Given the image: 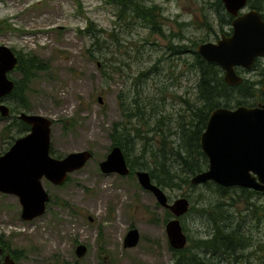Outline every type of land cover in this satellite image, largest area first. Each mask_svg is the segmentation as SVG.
<instances>
[{
  "label": "rangeland",
  "instance_id": "obj_1",
  "mask_svg": "<svg viewBox=\"0 0 264 264\" xmlns=\"http://www.w3.org/2000/svg\"><path fill=\"white\" fill-rule=\"evenodd\" d=\"M209 1L144 0L160 6L161 26L165 29L162 36L149 34L140 22L121 20L116 16L117 8L106 0L0 1V21L10 27L0 28V45L30 49L50 64L30 87L31 108L25 113L52 119L53 156L60 158L82 149L94 153L62 184L41 178L50 197L68 200L72 210L52 204L41 216L25 221L20 217L18 197L0 192V236L11 249L21 250L17 264H189L185 259L178 261L180 254H173L169 248L165 208L136 179L101 173L98 162L110 149L109 128L122 117L121 107L134 111L139 106L142 118L149 124L162 114L167 117L166 122H172L185 112L183 99L193 97L197 90L192 44L209 41L212 27H217L221 17L224 22L228 16L224 4L226 12L221 13ZM90 22L95 27L94 36L78 31ZM99 28L105 31L99 32ZM181 44L187 45L188 50L177 54L172 48ZM10 75L15 78L18 73ZM242 90L246 91L245 85L229 94L225 92L222 98L234 106L242 97ZM253 92L261 96L260 92ZM245 94L246 102L253 99ZM6 103L11 106L8 100ZM12 114L22 121L18 113ZM61 119H73L75 128L65 129ZM8 121L11 118L0 120V154L10 146L6 139L12 141L1 130ZM135 140L140 144L144 139L141 136ZM137 148L136 145L135 154ZM164 190L170 198L188 194L192 206H206L216 216L210 207L221 206L229 229L252 237L249 246L237 247L240 256L236 260H219L198 250L207 263L200 260L190 264H264V216L259 220L251 216L237 188H231L229 196L222 198L206 184ZM248 198L264 207L263 192L248 194ZM182 222L188 239L191 238L183 247L184 253L190 255L196 250L193 240L211 235V220L208 214L192 209ZM131 227L138 229L140 239L137 245L124 247L123 238ZM78 243L88 247L81 258L75 254ZM2 252L9 253L3 248Z\"/></svg>",
  "mask_w": 264,
  "mask_h": 264
},
{
  "label": "water",
  "instance_id": "obj_2",
  "mask_svg": "<svg viewBox=\"0 0 264 264\" xmlns=\"http://www.w3.org/2000/svg\"><path fill=\"white\" fill-rule=\"evenodd\" d=\"M227 12L235 15L247 0H222ZM230 36L221 35L216 42H203L197 52L206 60L213 61L225 70V80L237 84L242 78L235 73L234 65L249 68L255 58L264 55V20L261 13L249 9L233 18ZM17 64L12 48L0 45V98L14 87L8 73ZM264 91V78L261 85ZM102 101L99 97V101ZM100 101V102H101ZM0 115H9V107L0 102ZM18 118L29 124V131L17 137L0 155V192L14 194L21 205L20 217L31 220L43 214L49 194L41 178L53 184H62L67 175L85 165L92 153L88 149L72 151L61 158L50 154V125L52 120L37 114L21 111ZM201 150L208 158V168L190 178L192 184L212 180L222 186H243L264 192V103L255 107L237 106L234 109L218 107L210 111L200 135ZM104 173L127 175L129 168L122 149L111 146L105 158L99 162ZM140 186L152 192L156 201L173 215L165 224L168 242L172 248H183L186 235L179 217L186 213L189 201L186 197L168 202L165 191L156 185L145 169H137ZM139 241V231L130 228L123 240L124 247H133ZM87 247L80 243L75 254L81 257ZM0 264H16L9 253L1 257Z\"/></svg>",
  "mask_w": 264,
  "mask_h": 264
},
{
  "label": "trees",
  "instance_id": "obj_3",
  "mask_svg": "<svg viewBox=\"0 0 264 264\" xmlns=\"http://www.w3.org/2000/svg\"><path fill=\"white\" fill-rule=\"evenodd\" d=\"M106 1L117 7V16L122 20H126V23H129V20L140 21L141 14L144 11L154 12L156 8V5L147 6L144 0ZM209 2H214L216 12H226L221 0H210ZM248 5L250 8H255L262 13L264 12V0H248ZM126 16L128 19L125 18ZM221 19H224V17H221ZM2 24H4V21H0V27ZM97 30L99 32L105 31L102 28ZM80 32L94 36L95 27H93L90 22L89 25L83 30H80ZM111 35L115 38L114 33H111ZM195 45L196 42H193L192 46ZM172 49H174L173 51L177 54H182L188 50V46L181 44L176 47L174 46ZM17 53L18 62L14 71L18 73V76L13 78L14 87L5 97V100H8L11 104V106H9L11 115L8 117H2L0 115V120L6 121L11 118V121L5 122L1 129L5 137L12 140L6 139L9 145L12 144L16 137L29 130V125L18 120L12 113H18V110L28 111L31 108L29 104L30 87L39 80L40 73L50 68L49 61L41 59L39 55L30 49L18 51ZM192 66L195 72L198 71L196 93L193 97L183 99L185 103V112L179 113L172 122H166L165 118L167 119V117L162 114L161 117L151 120V124H149L145 118H142L143 110H141L139 106H136L134 111L129 110L127 107H121L122 117L111 124L109 128L111 146L119 145L122 148L129 165L130 171L128 177L134 178L136 169H147L152 180L162 188L174 186L181 187L182 185H189V176L206 166V157L199 145L200 135L205 128L209 112L217 106H229L230 104L219 94V86L221 83H208V81L206 82L205 80L206 73L208 72H211L212 75H217V68H212L211 65L206 63L196 52H194ZM222 85L226 94L231 93L232 89L230 87H226L224 84ZM245 93V91H241L242 97L237 99V103L246 102L247 98ZM255 95L257 96L258 94L255 93ZM124 117L128 120L127 122H125L126 119ZM131 118H136V120L133 122ZM61 120L64 123V128L67 130L74 129L76 126L73 119ZM141 136H143L144 140L139 144V142L135 140V137ZM155 137H157V139H155ZM136 145L138 148L135 154ZM69 178L70 176H68L67 180ZM209 185L214 186L213 190L219 198L229 196V190L231 188L220 187L213 182ZM237 189L239 190L238 195L242 197V201L245 204V208L250 209L251 216L257 220L262 218L264 216V212H262L264 207L258 206L248 198V194L256 193V191L242 187H238ZM52 204L71 210L74 208L68 200L57 196L50 197L47 208ZM192 209L197 213L204 212L208 214L211 220L212 233L208 238L193 240L192 246L196 248V250L191 251L190 255H185L184 249L179 251L178 254L180 255L176 257L178 261L184 258L185 262L189 264L191 262H200L201 258L198 252H196L198 250L210 253L212 258H217L219 260H236L237 257L240 256L236 252L237 247L239 245L247 247L250 245V242L253 241L251 236L249 237L244 233L242 235H237L234 229L233 231L229 229V226H227L225 222L227 214L222 213L223 208L221 206L214 205L210 207V210L216 212L217 216L213 215L212 212L209 213V209L206 206H192L191 210ZM258 212L262 213L258 214ZM169 215L170 213L166 211L164 222ZM236 225L240 227L238 222ZM0 247H2L5 252H9L17 262L22 257L21 250L11 249L3 241L1 236ZM172 250L173 249H171V251Z\"/></svg>",
  "mask_w": 264,
  "mask_h": 264
},
{
  "label": "flooded vegetation",
  "instance_id": "obj_4",
  "mask_svg": "<svg viewBox=\"0 0 264 264\" xmlns=\"http://www.w3.org/2000/svg\"><path fill=\"white\" fill-rule=\"evenodd\" d=\"M147 6H153L156 5L155 11L154 12H148V11H144L141 14V20H140V24L149 30V34L152 35H164L165 34V29L161 26V19H162V14L160 11V6L157 3H146ZM242 12H238L236 15L232 16L231 14H228L229 16H227V20H223L219 19V21L217 22V27H212V37H210L209 41H216L219 36L221 34H224L226 36L231 35L232 33V19L235 16H239L241 15ZM263 19H264V15H263ZM227 21V22H226ZM220 23H224V25L218 27V25H220ZM219 31V33H218ZM205 42V41H204ZM210 63H208L209 65H211V67H216L217 68V75H212L211 72L206 73V77L205 80L208 81V83H212V82H217V83H221L220 84V90H219V94L220 96H222L226 91L223 87L222 84H224L226 87H230L232 88V91L238 89L240 86H246V93L248 95H250L251 98H253L251 101L246 102L248 105L250 106H257L260 103L264 102V91L261 89V84L264 78V55L261 57H258L255 59V62L253 63L252 66H250L249 68L244 67L242 65H235L234 66V70L236 72V74H238L239 76L242 77V82L238 83V84H228L225 81V70L223 68H221V66L214 65L212 61H208ZM253 91L256 92H260L261 96H256L255 93ZM189 198V197H188ZM190 200V199H189ZM204 264V263H202Z\"/></svg>",
  "mask_w": 264,
  "mask_h": 264
}]
</instances>
